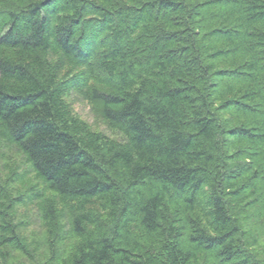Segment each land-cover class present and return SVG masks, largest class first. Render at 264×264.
Listing matches in <instances>:
<instances>
[{"label":"trees","instance_id":"trees-1","mask_svg":"<svg viewBox=\"0 0 264 264\" xmlns=\"http://www.w3.org/2000/svg\"><path fill=\"white\" fill-rule=\"evenodd\" d=\"M0 264H264V0H0Z\"/></svg>","mask_w":264,"mask_h":264},{"label":"rangeland","instance_id":"rangeland-1","mask_svg":"<svg viewBox=\"0 0 264 264\" xmlns=\"http://www.w3.org/2000/svg\"><path fill=\"white\" fill-rule=\"evenodd\" d=\"M72 103L74 110L77 112L80 118H82L85 121H89L90 123H93L92 115H91L92 113L90 111V108L89 106H87V104L84 101H79V99H76ZM98 129H103V126L98 127Z\"/></svg>","mask_w":264,"mask_h":264}]
</instances>
